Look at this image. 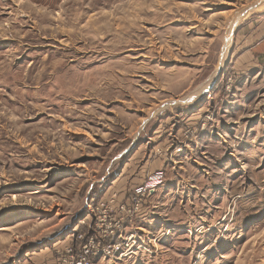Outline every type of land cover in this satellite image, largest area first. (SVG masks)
Masks as SVG:
<instances>
[{"label": "rangeland", "instance_id": "1", "mask_svg": "<svg viewBox=\"0 0 264 264\" xmlns=\"http://www.w3.org/2000/svg\"><path fill=\"white\" fill-rule=\"evenodd\" d=\"M262 18L0 0V264H264Z\"/></svg>", "mask_w": 264, "mask_h": 264}, {"label": "crops", "instance_id": "2", "mask_svg": "<svg viewBox=\"0 0 264 264\" xmlns=\"http://www.w3.org/2000/svg\"><path fill=\"white\" fill-rule=\"evenodd\" d=\"M252 38L257 41V46L252 45V49L259 54L261 48L264 49V18L260 21V28L252 34ZM260 48V49H259Z\"/></svg>", "mask_w": 264, "mask_h": 264}, {"label": "bare ground", "instance_id": "3", "mask_svg": "<svg viewBox=\"0 0 264 264\" xmlns=\"http://www.w3.org/2000/svg\"><path fill=\"white\" fill-rule=\"evenodd\" d=\"M230 40H231V37H230V39H228L227 40V42H226V44H225V47H224V49H225V52H224V56H223V59H222V61H221V63H220V66L218 67V71H219V69H221V67H222V63H223V61H224V58H225V55H227L228 54V51H229V49H228V44H229V42H230ZM217 71V72H218ZM217 74V73H216ZM215 77H217V76H215ZM209 88V87H208ZM198 94H202V92H197ZM3 227V226H2ZM5 229H7V228H2V230H5Z\"/></svg>", "mask_w": 264, "mask_h": 264}, {"label": "built area", "instance_id": "4", "mask_svg": "<svg viewBox=\"0 0 264 264\" xmlns=\"http://www.w3.org/2000/svg\"><path fill=\"white\" fill-rule=\"evenodd\" d=\"M161 175H162L161 173L156 174V176L152 178L151 181H153V183H159L160 182L159 179L161 178ZM76 264H81V261H77Z\"/></svg>", "mask_w": 264, "mask_h": 264}, {"label": "water", "instance_id": "5", "mask_svg": "<svg viewBox=\"0 0 264 264\" xmlns=\"http://www.w3.org/2000/svg\"><path fill=\"white\" fill-rule=\"evenodd\" d=\"M220 73H221V70H220L219 74H220ZM219 74H218V75H219ZM217 78H218V77H217ZM217 78H216L214 81H216V80H217Z\"/></svg>", "mask_w": 264, "mask_h": 264}]
</instances>
